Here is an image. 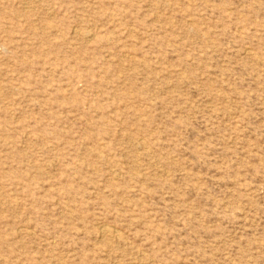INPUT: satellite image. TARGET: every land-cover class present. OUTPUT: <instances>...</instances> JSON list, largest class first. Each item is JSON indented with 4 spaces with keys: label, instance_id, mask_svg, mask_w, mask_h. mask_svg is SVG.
<instances>
[{
    "label": "rangeland",
    "instance_id": "rangeland-1",
    "mask_svg": "<svg viewBox=\"0 0 264 264\" xmlns=\"http://www.w3.org/2000/svg\"><path fill=\"white\" fill-rule=\"evenodd\" d=\"M0 264H264V0H0Z\"/></svg>",
    "mask_w": 264,
    "mask_h": 264
}]
</instances>
